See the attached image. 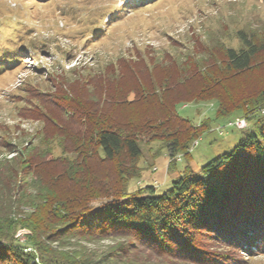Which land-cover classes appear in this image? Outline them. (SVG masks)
Returning a JSON list of instances; mask_svg holds the SVG:
<instances>
[{
    "label": "rangeland",
    "instance_id": "1",
    "mask_svg": "<svg viewBox=\"0 0 264 264\" xmlns=\"http://www.w3.org/2000/svg\"><path fill=\"white\" fill-rule=\"evenodd\" d=\"M242 27L264 37L262 0H0V182L10 177L18 157L26 159L16 174L20 181L12 191L13 203L4 219L10 228L1 245H12L38 264H195L138 246L128 234L101 237L71 231L77 217H51L53 209L41 206L83 193L78 178L84 170L70 180L63 175L66 166L52 160L59 155L73 158L78 145L73 136L87 133L93 123L83 114H71L68 104L54 94H63L64 99L75 95L82 105L94 108L104 103L109 112L116 104L120 108L115 113L134 119L132 111L149 105L142 101L122 105V97L113 94L114 88L134 82L123 62L137 63L145 80L142 71L149 74L150 69L156 73L179 69L193 75V61H211L204 44L213 48L218 36ZM259 67L262 76L264 65ZM105 84L114 86L112 92L105 90ZM135 92L128 91L125 98L137 99ZM216 107L212 99L177 104L178 113L195 124L210 120L189 153L177 154L172 165L162 142L150 133L139 135L140 177L130 181L128 190L153 183L162 192L187 166L197 175L203 164L232 150L240 139V127L229 124L235 119L227 124V118H217ZM28 160L35 169L26 164ZM110 164L100 166L87 159L84 167L90 172H85L97 183L111 171ZM242 258L239 264H264L262 252L242 253ZM14 261L6 255L0 264Z\"/></svg>",
    "mask_w": 264,
    "mask_h": 264
},
{
    "label": "trees",
    "instance_id": "2",
    "mask_svg": "<svg viewBox=\"0 0 264 264\" xmlns=\"http://www.w3.org/2000/svg\"><path fill=\"white\" fill-rule=\"evenodd\" d=\"M248 28L226 32L228 39L218 36L213 48L204 44L203 50L211 61H193V75L179 69L165 73L147 69L149 74L142 71L146 81L137 63L123 62L133 84L120 90L105 84V90L112 92L114 88L113 94L122 97V105L147 102L149 107L132 111L134 119L115 113L120 108L116 104L109 112L103 109L104 103H100L101 107L86 104L87 107L75 95L64 99L63 94H54L56 100L68 104L71 114H83L93 123L87 133L73 136L78 144L73 158L59 155L52 160L66 166L63 175L70 180L84 170L82 178H78L83 193L55 199L51 206L46 201L41 206L53 209L51 217H77L71 231L101 237L128 234L138 246L195 264H239L242 253H264V75L258 72L260 64L264 65V37ZM189 65L190 62L186 64ZM236 78L241 80L236 82ZM140 88L145 92L141 93ZM132 90H136L137 99L127 100L125 96ZM195 99L215 101L216 117L227 118V124L240 116L251 124L244 128L232 125L241 130L238 142L232 150L203 164L199 174L193 175L187 166L172 177L167 190L159 192L153 183L128 190L130 181L140 177L143 148L139 135L150 133L162 142L170 151L171 165L177 154L189 153L190 145L208 127L210 119L195 124L181 116L176 107ZM74 102L80 105L76 107ZM87 159L100 166L111 163L112 169L107 170L104 180L100 178L96 183L85 172L89 170L84 167ZM25 161L18 157L10 177L0 182L4 190L0 191V260L7 255L16 264H38L12 245H1L10 228L4 219L13 203L12 191L20 181L16 174ZM26 164L35 169L33 162L28 160ZM99 199L105 200L87 206Z\"/></svg>",
    "mask_w": 264,
    "mask_h": 264
},
{
    "label": "built area",
    "instance_id": "3",
    "mask_svg": "<svg viewBox=\"0 0 264 264\" xmlns=\"http://www.w3.org/2000/svg\"><path fill=\"white\" fill-rule=\"evenodd\" d=\"M233 123H235V126L236 127H244V126H246V120L244 119V118H236L234 121H232V122H230L229 124H233Z\"/></svg>",
    "mask_w": 264,
    "mask_h": 264
}]
</instances>
